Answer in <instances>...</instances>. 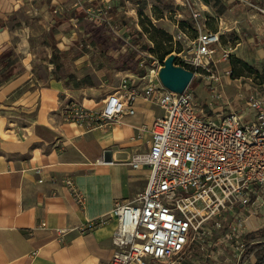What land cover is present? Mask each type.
<instances>
[{
  "label": "crops",
  "instance_id": "0c3cea01",
  "mask_svg": "<svg viewBox=\"0 0 264 264\" xmlns=\"http://www.w3.org/2000/svg\"><path fill=\"white\" fill-rule=\"evenodd\" d=\"M114 1L0 0V52L12 47L20 68L0 84V106L20 107L28 122L21 136L16 128L0 122V264H109L114 202L131 199L144 186L147 171L131 168L127 160L147 147L148 132L140 139L132 136L137 126L149 125L161 115L158 105L136 96L135 113L122 115L109 126L87 127L65 115V106L72 100L99 110L124 76L134 79L135 91L143 85L137 55L147 49L135 43L128 24L117 16ZM66 4L68 8L84 4L86 14L54 24L52 8L60 10ZM101 4L112 9L106 16L113 19L109 26L98 17H91L93 24L89 21L88 9ZM198 4L203 19L214 20L202 28L219 33L217 52L225 48L250 58L264 57V0ZM11 15L17 16L22 38L16 36L21 34L16 27L9 26ZM31 16L45 27L35 46L28 33L24 35L25 28L30 30L26 22ZM72 26L77 33L68 32ZM39 48L49 50L43 52L47 58L38 53ZM36 53L50 69L45 79H34L37 83L26 77ZM58 56L70 57L73 68L65 71L56 62ZM146 57L142 56L145 61ZM67 177L83 195V203L74 198L64 181ZM58 228L64 230L62 235ZM258 256H248L244 264H264Z\"/></svg>",
  "mask_w": 264,
  "mask_h": 264
},
{
  "label": "built area",
  "instance_id": "2783aa9c",
  "mask_svg": "<svg viewBox=\"0 0 264 264\" xmlns=\"http://www.w3.org/2000/svg\"><path fill=\"white\" fill-rule=\"evenodd\" d=\"M198 14L193 12L194 17ZM196 29L192 55L175 53V62L217 79L210 61L220 44L219 33L201 25ZM220 54L226 59L229 51L222 48ZM144 55L151 54L144 50L137 55L138 66L144 68L140 90L132 87L131 76H124L99 110L75 100L65 106L68 120L87 127L134 114L136 96L162 110L151 124L137 126L132 136L140 139L149 133L147 147L127 160L131 168H144L147 174L141 191L116 200L111 209L116 224L109 264H244L248 256L264 258V86L237 92L245 104L242 109L228 105L227 111L200 115L203 110L190 87L177 93L160 83L157 72L164 58L147 66ZM64 181L83 203L72 179Z\"/></svg>",
  "mask_w": 264,
  "mask_h": 264
},
{
  "label": "rangeland",
  "instance_id": "374dc122",
  "mask_svg": "<svg viewBox=\"0 0 264 264\" xmlns=\"http://www.w3.org/2000/svg\"><path fill=\"white\" fill-rule=\"evenodd\" d=\"M195 1L196 0H115L114 2L117 5V9H119L117 11V16L123 17V21L128 24L127 27L131 31L135 43H137L140 48H142L140 45H143V42L154 47V44L148 39V31H144L140 24V19H142L147 27L150 26L151 23L154 27L170 36V48L172 49L170 53L175 55V53L181 52L182 55L188 54V56H191L194 49L193 41L198 32L196 29L197 26H202L203 23L212 24L214 21L212 17L206 20L203 19V12L198 3L206 0H198V3H195ZM56 7L52 9L54 10ZM72 7L73 6L70 8L72 9ZM59 9L61 10L62 7ZM111 10L112 9L108 6L103 7L102 4L97 5L95 8L88 9V17H98L99 19L101 18V20L105 19L106 26H109L110 20L113 19H106V16L108 17ZM193 12H199V14L194 17ZM34 18L35 17L31 16L29 20H27L26 24L30 27V30L25 28L24 35L28 33L30 44L35 46L41 40L45 27L43 22H38L34 20ZM9 21V26L12 27V29L15 28L17 16L11 15ZM15 29L17 31L19 30L18 27ZM77 29V27L72 26L68 32L77 33ZM18 32L21 33L22 31ZM22 35L23 33L16 36L22 38ZM34 49L36 51L35 47ZM46 51L48 52L49 50H42L39 48L38 53L44 55L45 53L43 52ZM150 54L151 56L146 57L145 64L147 66L150 65V62L158 59L160 52H150ZM39 56L40 55L37 53L36 56L32 55V60L30 62L31 68L29 73L26 74L29 81H34L36 77L45 79L50 71V69L46 68V63H44ZM230 56L237 57L246 62L251 69H244L243 73L239 76L232 75V66L229 62ZM92 59L94 60V56H92ZM128 59L132 61L131 57ZM56 62L62 65L65 71L73 68V62L70 57H66L65 59L64 57L58 56ZM210 66L212 71L218 76L217 79L210 78L208 76L209 74L201 68H194L193 65L186 64V67L197 72V74L193 76V80L190 82L189 87L193 90L195 102L203 110V112L199 113L200 115L213 114L214 111L219 109L227 111L228 109L226 106L228 105L232 106L233 109H236V107L242 109L245 104L243 101H239L237 92L240 90L239 92L244 93L251 86L258 88L264 86V57L260 58L258 56H253L250 58L244 55L243 52L241 53L239 50H236V52L230 51L226 59H224L220 52H217L213 61H210ZM236 66L239 67L240 65L237 63ZM142 68L143 67H139L137 69L139 72L141 71V74L144 72V68ZM226 72H229V80L228 77H226ZM62 73H64V71H62ZM224 75L226 81H224ZM34 82L37 83L36 81ZM27 84L28 83L24 82L23 87ZM237 102L239 105L234 107L233 104ZM25 115L26 113L20 107L0 106V117L2 116L4 118H0V122H4V126L8 129L16 128L20 136L27 130L28 126ZM247 118L248 116L245 118V121ZM0 133L3 134L1 127Z\"/></svg>",
  "mask_w": 264,
  "mask_h": 264
},
{
  "label": "trees",
  "instance_id": "16d2710c",
  "mask_svg": "<svg viewBox=\"0 0 264 264\" xmlns=\"http://www.w3.org/2000/svg\"><path fill=\"white\" fill-rule=\"evenodd\" d=\"M96 7V5H95ZM85 5H78L75 8L69 9L68 5L66 4L61 11L59 10H53L54 19H57L54 24L59 23L61 20L67 19L69 17H80L84 16L86 14L85 12ZM95 18H89L90 23H94ZM122 20V19H121ZM123 25L124 23L121 22ZM150 23V22H149ZM140 24L142 25V28L144 31H148V39L154 44V47L150 44H147L146 42L143 45H140L142 48H146L149 52H157L159 51V60H162L166 55H168L171 52L170 48V36L164 33L162 30H159L158 28L154 27L151 23L150 26H146L144 24V21L140 19ZM230 65L232 66L231 74L239 76L243 73V70H250V66L238 59L237 57L230 56L229 59ZM239 64L240 66L237 67L236 64ZM20 70L19 64L17 62V55L13 51L12 47H7L0 52V84L7 81L13 74L18 72ZM193 80V78H192ZM191 80V81H192ZM190 84V83H189ZM189 87V85H188ZM249 252V250H247ZM261 257V256H258Z\"/></svg>",
  "mask_w": 264,
  "mask_h": 264
},
{
  "label": "water",
  "instance_id": "95a60500",
  "mask_svg": "<svg viewBox=\"0 0 264 264\" xmlns=\"http://www.w3.org/2000/svg\"><path fill=\"white\" fill-rule=\"evenodd\" d=\"M176 55L169 53L162 61L158 69L157 77L160 83L173 92L180 93L191 82L194 72L175 62Z\"/></svg>",
  "mask_w": 264,
  "mask_h": 264
},
{
  "label": "bare ground",
  "instance_id": "6f19581e",
  "mask_svg": "<svg viewBox=\"0 0 264 264\" xmlns=\"http://www.w3.org/2000/svg\"><path fill=\"white\" fill-rule=\"evenodd\" d=\"M187 88V87H186Z\"/></svg>",
  "mask_w": 264,
  "mask_h": 264
}]
</instances>
